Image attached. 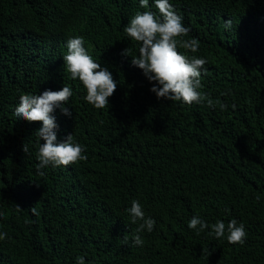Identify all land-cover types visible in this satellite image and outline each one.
Masks as SVG:
<instances>
[{"label": "trees", "instance_id": "obj_1", "mask_svg": "<svg viewBox=\"0 0 264 264\" xmlns=\"http://www.w3.org/2000/svg\"><path fill=\"white\" fill-rule=\"evenodd\" d=\"M169 3L190 28L184 39L199 41L196 53L178 51L207 61L198 91L225 110L157 99L155 81L132 65L141 44L123 29L137 11L158 15L154 0L148 9L139 0H0V264H264V0ZM76 36L117 82L104 109L67 72ZM63 86L71 115L53 111L57 142L72 134L87 160L40 175L41 123L14 109L22 94ZM133 200L155 220L139 233L142 246L132 239L142 223H131ZM194 216L209 226L236 219L245 243L216 239L210 227L197 235Z\"/></svg>", "mask_w": 264, "mask_h": 264}, {"label": "clouds", "instance_id": "obj_2", "mask_svg": "<svg viewBox=\"0 0 264 264\" xmlns=\"http://www.w3.org/2000/svg\"><path fill=\"white\" fill-rule=\"evenodd\" d=\"M139 5L143 9L149 8V0H139ZM157 13L145 10L137 11L130 22L124 27V32L132 40L139 42V55L131 57L132 65L142 70L149 82L155 81L150 89L155 93L157 99L164 98L169 101H179L187 105L193 103L200 104L206 102L210 108L219 105L223 111L227 105L219 100H213L202 94L198 89L202 88L201 70L207 61L196 56L182 54L178 48L185 49L191 53L199 50V41L195 38L184 39L188 36L190 28L182 23V17L169 3V0H154ZM232 21H225V28H232ZM67 52L63 56L67 72L72 80H78L86 90L83 99L96 109L108 107V98L114 94L117 82L113 79L111 72L107 68H102L99 63L93 60L84 47V38L76 36L67 41ZM131 49H125L123 55L130 56ZM73 95L72 89L63 86L59 91L45 90L40 94H22L19 97V104L14 109V115L29 122H40L41 127L36 130V136L43 143L39 144L37 159V171L51 165L53 167L64 166L86 161L84 148L74 141L72 134H69L64 141L57 142L55 129V117L53 111L59 107L62 114L69 116L71 113L67 107L69 98ZM221 95H224L222 93ZM233 107H235L233 105ZM24 154L29 152L28 145H22ZM259 199V197H257ZM18 209L20 208L17 206ZM30 211L39 215L36 208ZM130 214L131 223L138 224L133 235V243L142 246L144 241L139 235L145 229L153 231L155 220L146 218L141 204L133 200L131 207L127 209ZM225 213L229 210L225 208ZM190 229L196 230V234L211 228L208 235L216 239L226 238L229 244L243 245L246 238V230L243 223L231 219L227 224L222 220H217L209 226L198 216H194L188 222ZM8 238V234L0 233V240ZM127 241V237H124ZM76 264H85L83 257L76 258Z\"/></svg>", "mask_w": 264, "mask_h": 264}]
</instances>
